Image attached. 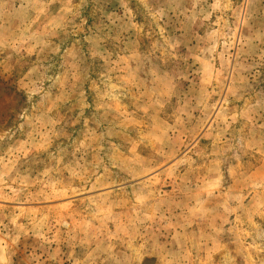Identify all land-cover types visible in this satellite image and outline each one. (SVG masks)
Wrapping results in <instances>:
<instances>
[{
  "label": "rangeland",
  "instance_id": "1",
  "mask_svg": "<svg viewBox=\"0 0 264 264\" xmlns=\"http://www.w3.org/2000/svg\"><path fill=\"white\" fill-rule=\"evenodd\" d=\"M0 264H264V0H0Z\"/></svg>",
  "mask_w": 264,
  "mask_h": 264
}]
</instances>
